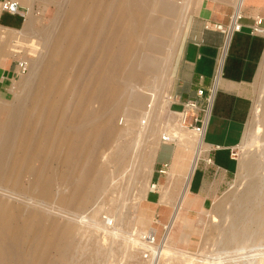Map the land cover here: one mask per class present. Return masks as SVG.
I'll return each mask as SVG.
<instances>
[{"label":"bare ground","instance_id":"6f19581e","mask_svg":"<svg viewBox=\"0 0 264 264\" xmlns=\"http://www.w3.org/2000/svg\"><path fill=\"white\" fill-rule=\"evenodd\" d=\"M180 1L71 0L63 9L68 14L66 29L63 25L59 34L53 32L56 26L53 31L38 30L42 46L44 49L51 47L52 53L45 59L40 47L36 54L39 60L28 61L29 75L34 77L20 83L18 104L7 103L0 107V115L3 110L8 111V115L0 120V181L12 176L14 185L21 187L22 176L33 173L35 180L32 179L34 183L28 191L41 199H49L58 175L62 183L70 181L68 193L58 195L59 202L74 208L83 207L105 193L108 182L117 178L127 179L128 183L135 180L140 167L151 157L154 161L158 147L154 142L160 134L161 138L175 142L169 182L158 203L170 205L173 211L169 221L162 225L160 234L166 230L163 241L153 249L158 258L149 264H160L161 255L167 251L164 247L168 246V231L180 219L179 213L185 205L203 145V138L192 131L177 136L163 135L157 122L161 108L158 99L162 89L170 86L168 73L173 53L188 17L187 6L181 5ZM242 1H233L235 13H241ZM30 13L22 33L26 43L35 42L29 35L37 33ZM7 37L5 31L0 33V51ZM75 60L81 63L72 81L79 89L74 94V91H64V83L70 64ZM157 83L160 91L156 89ZM53 86L56 91H50L53 94L48 95L46 88ZM30 90L33 91L32 110L25 108ZM70 104L72 110H68ZM120 116H123L121 125L118 122ZM181 117L180 114L178 124L184 127ZM20 128L23 131L19 132ZM50 157L61 161L63 167L59 172L49 171ZM37 160L40 165L35 167ZM150 188L148 183L144 197ZM7 205L0 199V264H28L21 249L8 239L23 231L21 223L16 221L22 211ZM152 212L140 208L135 218L137 228L122 235L136 245L148 233L159 239L158 230L150 227ZM29 215L40 223L43 220L39 208L30 211ZM50 218V226L43 228L47 236L40 244L36 264H76L72 249L76 238L85 231H81L73 219L76 222L60 224L54 234L57 224L53 217ZM51 250L58 255L54 261L45 256ZM96 262L84 261L87 264Z\"/></svg>","mask_w":264,"mask_h":264},{"label":"rangeland","instance_id":"374dc122","mask_svg":"<svg viewBox=\"0 0 264 264\" xmlns=\"http://www.w3.org/2000/svg\"><path fill=\"white\" fill-rule=\"evenodd\" d=\"M202 1H180L181 5L187 6L188 17L178 46L173 53L174 59L168 73L171 77L170 86L162 89L163 93H161L157 103L161 105L157 122L160 124L163 135L171 134L177 136L184 132H191L178 124L180 113L172 105V100L167 95H170L172 86L171 73L173 64L188 28L189 20L200 9ZM233 1L208 0L210 5H214L215 9L219 7H222V9L233 7ZM70 3L71 0H38L35 8L31 11L32 14L30 13L35 20L34 27L37 33L33 32L29 37H33L36 43L30 41L26 43L25 34H22L24 33V28L12 32H8L6 29L4 31L8 34V37L3 47L8 43L9 48L13 52H19L16 55V59L18 60H39L36 54L40 51V47L43 48L42 54L45 59L48 58L52 53V48L48 47L44 49V46H42V36L38 30L45 28L46 30L53 31L56 26L53 32L59 34L64 27L66 29L67 25L65 22L68 20L66 16L68 14L63 9L67 8ZM251 3V8L256 10L254 16L259 15L264 17V0H252ZM80 63L79 60H75L70 64L64 83V91H74V94L76 93L78 87L76 88L72 81L76 76ZM29 74L31 75V68L14 79L0 81V107L7 103L18 104L19 92L21 91V88H19L20 83L27 80L28 77V80L34 77ZM47 88L46 93L48 95L53 94L50 91H56V87L54 86ZM150 88L151 85L148 89ZM156 89L160 91V86H156ZM32 90H30V95L25 103V108L28 110L33 109L30 106L32 105L30 99L34 91ZM248 95L251 99L252 108L245 126L243 138L233 150V155L237 160V169L232 181H230L218 197L212 201H208L204 206L194 200V198H186L185 205L179 213L180 221L178 220L176 225L168 231L170 236L167 243L168 246L164 247L167 248V251H164L161 255L160 264H264V57L255 79L249 86ZM68 99L66 98V100ZM71 105L68 106V110H72ZM1 114L0 120L8 115V111L3 110ZM122 119L123 116L118 118L120 125L122 124ZM21 129L18 131L20 132ZM161 141H163V137L161 138L160 134L154 142L155 146L156 144L159 146ZM169 143L176 145L174 141ZM58 160L50 157L49 171L59 172L63 166L61 161L58 162ZM39 165L40 161H35L34 166ZM170 168L167 171V178L161 177L160 181L161 184L164 183V180H167V182L164 185L158 186L155 179L158 174L151 157L148 162L140 167L139 174L137 173L135 180L128 183L127 179L121 180L117 178L112 182H108L105 193L96 199L94 198L95 200L93 199L87 205L77 208L66 206L59 202L58 195L64 192L65 194L68 193L70 181L65 180L62 183L58 175L56 176V182L49 199H41L38 195L28 191L30 185L32 186L35 180L33 173H26L22 176L21 187L14 185L12 176L6 177L0 181V199L3 201V204H8V207L14 206V209L19 208L22 211L21 215L16 218V221L19 224L21 223L20 225L23 227V231L18 236L11 237L10 235L8 239L21 249L22 255L25 256H23L24 261L28 264H36L35 259L40 254V244L41 242L43 243L47 236V232H44V229L50 226V217H53V221L57 224L54 226V234L58 232L60 224H70V222L77 221L76 224L82 228L81 231L85 232H82L84 234L81 233L82 239L79 234L76 238V244L72 249L71 254L74 256L73 260H75L76 264H87L84 261H97V264H149V261L144 260L139 244L132 243V241L127 240L122 234L135 231L134 229L137 228L135 218L140 208L153 210L150 214L151 218H153L150 227L156 228L158 233H161L162 225L169 221L171 212L173 211L172 207L167 204H161L162 207L158 208L157 205L160 204H149L146 200L149 191L157 190L160 192V196L162 195L169 182ZM70 171L68 172L70 173ZM148 183L151 184V188L147 191L145 198L144 192ZM55 186L57 190H55ZM174 196L175 194L173 193V198ZM190 202H193V207H190ZM163 206L170 208V215L165 223L159 222L161 218L159 212L165 208ZM35 208L42 210L43 220L41 223L36 219H32L29 215L30 211ZM155 209L158 211L156 214ZM91 210L93 212L96 210L94 212L95 215ZM237 215L238 217L236 218ZM257 216L258 218H256ZM34 227L38 228L34 229ZM165 232L166 230L162 232V235H159V240L163 241ZM45 256L53 261L58 257L55 250L47 252Z\"/></svg>","mask_w":264,"mask_h":264},{"label":"crops","instance_id":"0c3cea01","mask_svg":"<svg viewBox=\"0 0 264 264\" xmlns=\"http://www.w3.org/2000/svg\"><path fill=\"white\" fill-rule=\"evenodd\" d=\"M21 13L12 14L1 8L0 33L19 31L24 28L30 9H34L38 0H18ZM252 0H243L239 11L243 15L240 31L224 32L217 28L222 25L228 29L231 18L236 11L233 7L215 9L210 2L203 0L200 9L191 17L180 49L172 68V86L170 96L172 105L180 111L182 103L189 99H199L198 90L207 94L215 87L209 113V121L203 134L202 150L191 176L187 197L194 198L203 206L212 201L232 181L237 169L234 148L240 143L251 112L252 103L248 95L249 86L255 79L260 63L264 57V35L252 34L254 13ZM25 15H22L24 14ZM257 17H260L257 15ZM10 41V40H9ZM8 43L0 51V81L14 79L19 75L18 59ZM204 102V100H202ZM176 145L161 141L154 159L158 176L164 164L170 168ZM212 160V163L208 162ZM186 197V198H187ZM159 191H149L147 203L157 205ZM190 202V207H193ZM158 208L162 207L157 205ZM165 207V206H163ZM158 213L155 209V214ZM159 222L165 223L170 215V208L159 212Z\"/></svg>","mask_w":264,"mask_h":264},{"label":"built area","instance_id":"2783aa9c","mask_svg":"<svg viewBox=\"0 0 264 264\" xmlns=\"http://www.w3.org/2000/svg\"><path fill=\"white\" fill-rule=\"evenodd\" d=\"M1 8L9 13L16 14L21 13V5L18 0H1ZM25 15V12L24 14ZM243 15L241 13H234L231 18V24L228 29H224L222 25H218L217 28L224 32L231 31H240L242 29V23L240 22ZM252 34H263L264 35V17H254V23L251 26ZM17 66L19 69V74H24L29 70L28 61L21 59L18 60ZM215 87H212L209 92L206 94L204 89L198 90L199 99H189L182 103V108L179 111L181 118L183 119V125L196 135H199L203 138V134L206 130L209 121L210 106L213 98ZM172 100V97H171ZM204 100V102H202ZM164 142H172L167 137H163ZM208 162L212 163L211 159H208ZM168 164H164L161 169H159L160 174H166L168 169ZM162 240L156 238L155 235L151 233L145 234L141 237V252L143 258L146 261L152 262L156 258L155 248L160 244ZM143 246L145 248H143ZM155 247V248H154ZM154 249V250H153Z\"/></svg>","mask_w":264,"mask_h":264}]
</instances>
